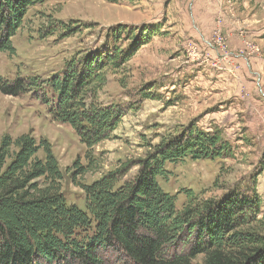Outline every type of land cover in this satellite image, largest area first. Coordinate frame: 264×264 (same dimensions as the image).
Instances as JSON below:
<instances>
[{
    "label": "rangeland",
    "instance_id": "374dc122",
    "mask_svg": "<svg viewBox=\"0 0 264 264\" xmlns=\"http://www.w3.org/2000/svg\"><path fill=\"white\" fill-rule=\"evenodd\" d=\"M12 41L14 55L0 52V76L9 84L47 82L100 56L104 81L85 100L124 113L110 138L89 149L53 118L42 99L57 98L48 86L19 96L0 90V140L31 134L48 141L69 205L84 209L83 184L126 164L121 182L133 180L156 146L195 126L219 133L232 155L167 163L159 185L178 210L235 190L258 195L260 212L251 214L249 227L264 234V0H41ZM117 52L114 64L108 57ZM37 157L44 160L45 150ZM77 162L88 171L73 177ZM101 258L135 264L117 249ZM204 260L200 255L195 263Z\"/></svg>",
    "mask_w": 264,
    "mask_h": 264
},
{
    "label": "trees",
    "instance_id": "16d2710c",
    "mask_svg": "<svg viewBox=\"0 0 264 264\" xmlns=\"http://www.w3.org/2000/svg\"><path fill=\"white\" fill-rule=\"evenodd\" d=\"M39 1L0 0V52L16 53L12 38L29 7ZM119 58L117 52L108 60L116 64ZM80 64L47 82L17 79L9 84L0 76V90L19 96L31 86H48L57 98L42 99L52 105L53 118L69 124L91 149L110 138L124 113L85 100V93L103 83L105 66L100 56ZM41 149L44 160L37 157ZM231 155L219 133L188 127L140 160L133 180L121 182L129 171L126 164L83 184L82 209L68 204L61 187L63 172L48 141L38 142L31 134L16 139L6 135L0 140V264H103V252L111 249L135 264H199L195 260L200 255L204 264H264V234L249 227L251 214L260 212V196L235 190L178 210L175 198L158 182L168 172L167 163ZM74 167L73 177L88 171L79 162ZM168 247L176 253L168 256Z\"/></svg>",
    "mask_w": 264,
    "mask_h": 264
}]
</instances>
